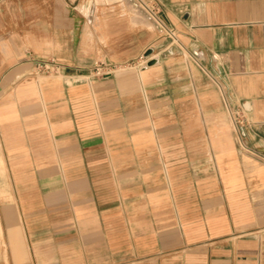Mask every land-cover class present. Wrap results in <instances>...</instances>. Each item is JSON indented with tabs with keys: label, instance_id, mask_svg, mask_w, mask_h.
<instances>
[{
	"label": "crops",
	"instance_id": "obj_1",
	"mask_svg": "<svg viewBox=\"0 0 264 264\" xmlns=\"http://www.w3.org/2000/svg\"><path fill=\"white\" fill-rule=\"evenodd\" d=\"M145 1L0 0V264H264V0Z\"/></svg>",
	"mask_w": 264,
	"mask_h": 264
},
{
	"label": "built area",
	"instance_id": "obj_2",
	"mask_svg": "<svg viewBox=\"0 0 264 264\" xmlns=\"http://www.w3.org/2000/svg\"><path fill=\"white\" fill-rule=\"evenodd\" d=\"M128 1H129V2L131 3V5H133L135 8H137V9L143 11V12L148 16V18H150V20H151L154 24H156V25H159V24H160V26H162V24L160 23V21H159L158 18H157V14H156L157 12H156L155 8L153 7V5H151L150 3L146 2L145 0H128ZM167 34H168V36H170V37H173V36H174L173 33H172L171 31H167L166 35H167ZM103 67H104V65L100 63V64L96 67L95 71H96V72H101V71H103V69H102ZM37 68H38L39 70H42V71L48 70V68H49V63H41V64H39V65L37 66ZM103 74H106V73L103 72L102 75H103ZM232 117H233V116H232ZM232 121H233V125H234V127L237 129L239 122L237 121V119H236L235 117H233Z\"/></svg>",
	"mask_w": 264,
	"mask_h": 264
},
{
	"label": "rangeland",
	"instance_id": "obj_3",
	"mask_svg": "<svg viewBox=\"0 0 264 264\" xmlns=\"http://www.w3.org/2000/svg\"><path fill=\"white\" fill-rule=\"evenodd\" d=\"M120 3V5H119V7H120V9L122 10V13H127V14H129V15H133V13H136L135 12V10L136 9H133V7H132V5H131V3L130 2H128L127 0H118ZM141 13V12H140ZM142 14V13H141ZM143 16V18H144V20H146V21H148V23L149 24H147V23H140V25H143V26H145V27H147V28H149V29H153V25H152V23H151V21H149L146 17H144V15H142ZM95 73L98 75V76H102V73H103V71H101V72H96L95 71ZM1 211V210H0ZM0 234H1V229H0ZM2 244V239H1V237H0V245ZM5 257V258H3L4 259V261H6V256L5 255H0V257Z\"/></svg>",
	"mask_w": 264,
	"mask_h": 264
},
{
	"label": "bare ground",
	"instance_id": "obj_4",
	"mask_svg": "<svg viewBox=\"0 0 264 264\" xmlns=\"http://www.w3.org/2000/svg\"><path fill=\"white\" fill-rule=\"evenodd\" d=\"M135 9V8H134ZM137 13H139V14H141L140 12H139V10H135Z\"/></svg>",
	"mask_w": 264,
	"mask_h": 264
}]
</instances>
